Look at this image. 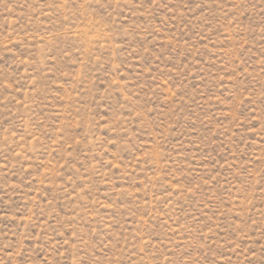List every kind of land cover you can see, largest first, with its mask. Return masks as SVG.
<instances>
[{
	"label": "rangeland",
	"instance_id": "1",
	"mask_svg": "<svg viewBox=\"0 0 264 264\" xmlns=\"http://www.w3.org/2000/svg\"><path fill=\"white\" fill-rule=\"evenodd\" d=\"M0 264H264V0H0Z\"/></svg>",
	"mask_w": 264,
	"mask_h": 264
}]
</instances>
